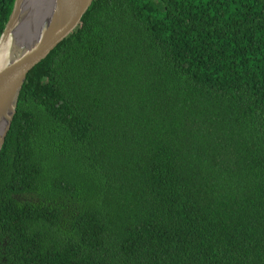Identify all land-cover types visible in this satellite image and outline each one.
Listing matches in <instances>:
<instances>
[{"label": "trees", "instance_id": "obj_1", "mask_svg": "<svg viewBox=\"0 0 264 264\" xmlns=\"http://www.w3.org/2000/svg\"><path fill=\"white\" fill-rule=\"evenodd\" d=\"M0 264H264V0H94L20 92Z\"/></svg>", "mask_w": 264, "mask_h": 264}, {"label": "water", "instance_id": "obj_2", "mask_svg": "<svg viewBox=\"0 0 264 264\" xmlns=\"http://www.w3.org/2000/svg\"><path fill=\"white\" fill-rule=\"evenodd\" d=\"M93 1L14 0L0 34V152L27 74L78 27Z\"/></svg>", "mask_w": 264, "mask_h": 264}, {"label": "bare ground", "instance_id": "obj_3", "mask_svg": "<svg viewBox=\"0 0 264 264\" xmlns=\"http://www.w3.org/2000/svg\"><path fill=\"white\" fill-rule=\"evenodd\" d=\"M18 45V44H17Z\"/></svg>", "mask_w": 264, "mask_h": 264}]
</instances>
